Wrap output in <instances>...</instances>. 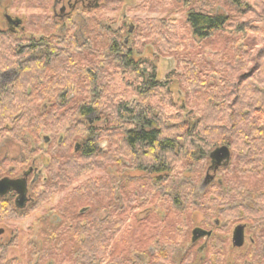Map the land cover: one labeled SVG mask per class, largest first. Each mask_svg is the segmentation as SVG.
Instances as JSON below:
<instances>
[{
    "label": "trees",
    "instance_id": "1",
    "mask_svg": "<svg viewBox=\"0 0 264 264\" xmlns=\"http://www.w3.org/2000/svg\"><path fill=\"white\" fill-rule=\"evenodd\" d=\"M187 1L192 2L193 8L187 18L189 38L208 41L216 35L227 36L231 41L226 48L232 55L217 52L210 55V61L206 57H179L183 73L178 80L186 96L181 106L172 101L169 83L157 81L155 66L133 60V49L125 46L122 30L114 33L105 28L111 33L94 35L97 64L89 67V71L87 67L73 71V66L67 67L68 62L49 68V72L40 65L27 66L21 68L14 84L0 88V140L5 134L26 145L27 135L37 139L41 133H54L57 117L64 120L66 131L72 134L80 122L70 120V115L67 119L66 114L59 116V109L84 88L90 98L84 100L87 104L81 103H85V108H79L72 118L93 111L103 113L107 127H113L111 132L107 127V131L101 129L108 133L109 153L93 146L96 133L90 129L92 137L85 141L84 151L76 154L80 161L61 163L59 176L53 174L46 185L47 194L58 193L73 178H78L85 170L82 164L89 159L98 158L102 164L120 167L124 160L130 159L138 170L159 175L156 187L167 193L168 203L179 216L184 217L194 208L206 212L210 221L215 218L249 225L254 231V250L264 254V28L259 26L264 22V0H228L231 8L228 14L206 11L209 5H202L206 10H199V3ZM249 16L248 21L238 20ZM98 29L103 33V25ZM153 36L162 53L176 55L180 51L181 39L174 26L154 21L141 24L139 41ZM107 68L133 74L141 100L132 104L115 102L108 92L112 80L108 79ZM47 99L52 102L44 103ZM45 106L49 109L42 111ZM223 146H228L232 154L229 166L219 172L225 177L200 191L191 174L208 164L210 154ZM112 185L117 189L120 183ZM104 187H99L100 190L92 185L87 187L81 199L91 200L105 194ZM61 222H50L49 231H45L50 235L48 241L57 245V249H62L64 243ZM122 228L123 224L112 222L110 217L79 224L75 228L79 246L73 264H146L136 255L124 259L114 254L113 243ZM215 246L216 236L209 250L216 249ZM170 249L158 246L155 250ZM263 258L264 255L262 264ZM41 261L38 258L35 264ZM147 264L154 263L150 260Z\"/></svg>",
    "mask_w": 264,
    "mask_h": 264
},
{
    "label": "rangeland",
    "instance_id": "2",
    "mask_svg": "<svg viewBox=\"0 0 264 264\" xmlns=\"http://www.w3.org/2000/svg\"><path fill=\"white\" fill-rule=\"evenodd\" d=\"M187 2L189 1L124 0L114 4L105 3L100 11L96 12L97 14L95 13L96 37L111 33L105 29H102L103 33L99 32V25H103V27L109 28L112 32L122 28L123 40L124 38L129 39L127 32L130 29L129 27L133 26L135 34L131 35L129 39L133 48V60L135 62L147 61L152 66H155L157 81L169 83L172 101L177 106H181L186 99L178 80V75L183 73L179 57H181L180 59L184 57H206L210 61V55L217 52H222L227 56L232 55L226 48L231 41L227 36L216 35L208 41L189 38L188 34L191 31L187 25V18L193 8L192 2ZM194 2L196 4L199 3V7L209 5L208 10L203 7L199 10H213L218 14H228L227 12L231 11V8L228 7V0H194ZM15 8L10 13L19 15L23 18L22 20L25 24V31L20 33L19 37L20 35L21 37L33 35L38 38L42 31L39 28L41 26L38 24V17H36L37 19L33 18L35 12L24 9L22 5ZM238 20L240 22L248 21L250 16L238 17ZM32 21L33 23L37 21V25L32 26L30 24ZM147 21L161 22L176 28L181 39V42L179 41L180 51L176 55L162 53L159 42L157 38L154 39V36L139 41L137 35L140 32L141 24ZM2 22L3 19L0 15V29L3 25ZM259 26L264 28V22ZM0 39L3 40V37H0ZM12 39L16 40L19 38ZM6 58L8 57L0 55V66L8 64ZM94 63L97 64L96 58H94ZM87 66L80 63L79 69H85ZM0 70L2 69L0 68ZM106 72L108 79L112 80V87L108 89V92L115 97V102L123 101L132 104L134 100H141V98L137 97L138 82L134 80L133 74H130V72L124 73L118 69L111 70L110 68H107ZM79 92L81 94L75 93L74 96L72 95L75 101L71 100L58 114L59 116L66 114V119L70 115V120L80 122L81 125L77 124L76 129L73 131V133H78V135L74 136L73 133L70 134L66 131L67 127L64 120H56L57 128L52 133L53 145L57 144L60 135L65 138V143L61 150V163L66 165L80 161L79 156L75 153L76 146L77 144L85 143L87 139L92 137V133H88L91 128L87 119L94 117V115L80 116L79 114L72 118L79 108H85L86 102L84 100L90 98L85 93L88 92L86 89L81 88ZM50 102L52 101L47 99L44 103L49 104ZM82 102L85 103L82 105ZM38 104L40 107L42 102ZM170 110L166 109V111ZM98 115L101 119L95 124V128L98 129L94 133L101 135V137H95L96 143L106 146L109 142L108 133L99 129L102 123L101 120L104 119V114L99 111ZM106 129L111 132L113 127H107ZM4 136L0 140V162L5 157L19 162L25 155L23 151L27 150L25 147L27 143L24 145L10 135L4 134ZM109 150L110 145L106 151H103L107 154ZM97 159H89L86 163H83L84 172L78 178L77 176L73 178L53 198L45 199L40 204L34 203L24 214H19L15 217H0V230L3 229L5 231L4 235L0 236V264H35L38 258L42 260L40 264H48L51 261L55 264H73L74 255L79 246L76 236L78 233L75 228L79 224L85 225L92 220L103 221L109 217L112 222L119 221L120 224H123L122 230L113 243L114 254L120 255L124 259L129 258L130 256L128 255H136L142 257L144 263L148 259L154 263L153 252L158 246L163 249L171 248L175 251H182L188 246H192V231L196 228L217 230L216 232L219 234L228 236L237 225L236 223L220 221L223 229H216L214 225L215 218H211L210 221L207 219L208 215L206 212L195 210L194 208L189 209L184 214V217H181L176 210L172 209L174 207L168 203L167 193L160 192V189L156 187L159 175L138 170L130 159L124 160L122 167L117 164H102V161ZM210 165L209 160L208 164L198 167L197 171L191 174V180L200 186L207 176ZM20 166L22 165L18 167ZM26 168L22 166L19 171L26 170ZM40 168L42 167L40 166ZM4 175L0 173V178ZM223 177L225 175L219 173L217 179H222ZM115 182L120 183L117 189L113 188L112 185ZM91 185L99 190V187L105 186L106 193H101L96 198L93 196V198H90L91 200H84L83 197L82 200L83 191ZM87 209L89 211L83 214L82 212ZM50 214H56V218L62 220V230L64 231L62 233L64 238L62 249H57V245L55 246V244L48 241L50 235L46 232L49 231ZM208 221H210L209 226L207 225ZM183 226L185 230H182ZM204 241H201L196 247L201 246ZM44 247L48 248V250L44 249ZM228 249L229 243L227 242L226 250Z\"/></svg>",
    "mask_w": 264,
    "mask_h": 264
},
{
    "label": "flooded vegetation",
    "instance_id": "3",
    "mask_svg": "<svg viewBox=\"0 0 264 264\" xmlns=\"http://www.w3.org/2000/svg\"><path fill=\"white\" fill-rule=\"evenodd\" d=\"M119 1L124 0H0V15L3 19L0 37H3L4 40L0 39V55L8 57L6 62L10 64L0 66L2 69L0 70V88L14 84L20 75L22 67L40 65L46 68V72H49V68L51 70V67L64 64V62H68V68L73 66V71L78 69L77 67L80 66V63L88 66L94 65L95 13L99 12L105 3L114 4ZM19 5H22L28 11H34L33 18L38 17V24L41 26L39 28L42 31L38 38L33 35L29 37H21L20 35L19 37V34L25 31L23 18L10 13L12 9ZM96 6L98 7L96 8ZM30 24L35 26L37 21L34 23L32 21ZM120 30L123 31L122 28ZM120 30L113 32L117 33ZM133 34L135 32L131 35ZM131 35L128 30L127 37L129 39ZM12 38L19 39L14 40ZM129 39L124 38V44L132 50ZM88 66L87 71L90 70ZM48 109L45 106L42 111H47ZM63 109H59L60 112ZM53 110L56 111L57 109ZM98 114V111L87 114L94 115V117L87 119L90 128L94 132L98 129L95 128V124L101 119ZM56 119L59 120V117ZM101 122L100 130L107 127L105 119L101 120ZM96 137H101V135L96 133ZM26 141L29 145L25 146L27 150L23 151L25 155L19 162L17 160H9L8 157H5L0 162V173L5 174L0 178V181L9 179L21 182L23 183L22 185L26 186L25 198H22L18 191L13 190L8 191L5 196H0V217H15L19 214H24L34 203L40 204L44 201L47 195H51L50 198L56 195L51 194V192L47 194L46 185L53 174L59 176L57 172L61 169V150L65 143L64 136L60 135L55 145H53L52 134L47 132L41 133L37 139L34 136L27 135ZM94 141L93 146H96V149L97 147L101 150L107 149L108 144L103 146L102 144H97L96 139ZM85 144H77L75 153H82ZM19 165L24 168L27 167L26 170H22V174H20L22 171H19L22 166L18 167ZM220 170L217 173L208 170L209 184L206 185L204 180L199 186V190L204 191L211 184L218 182L217 176ZM49 216L51 223L61 221L56 218V214H50ZM215 226L217 229H223L219 220L215 221ZM239 226L244 227V243L242 247H236L233 243L234 231ZM194 230L192 231L191 242ZM203 230L211 232L212 235L192 243V246H188L185 250H154V264H262L261 258L264 254L262 251L254 250L256 246L254 231L249 225L237 224L228 236H223V234L218 232L215 233L212 229ZM4 233L3 229L0 230V236L4 235ZM214 236H216V249L209 250ZM203 240L205 241L201 246L196 247ZM227 242L229 243L228 250H226ZM139 260L144 262L142 257H139ZM149 262L150 259H148L146 264Z\"/></svg>",
    "mask_w": 264,
    "mask_h": 264
},
{
    "label": "water",
    "instance_id": "4",
    "mask_svg": "<svg viewBox=\"0 0 264 264\" xmlns=\"http://www.w3.org/2000/svg\"><path fill=\"white\" fill-rule=\"evenodd\" d=\"M98 6H96L97 8ZM134 32L133 26L129 29V34L131 35ZM210 171L217 173L220 169L227 168L231 162L232 154L230 148L228 146H223L215 149L210 154ZM209 175L206 177L204 183L206 185L209 184ZM23 183L18 181H12L9 179H4L0 181V196H5L8 191H18L22 198H25L26 186L22 185ZM212 235L211 232H207L203 229H196L193 232L192 243H196L202 238L210 237ZM234 245L236 247H242L244 243V227L239 226L234 231Z\"/></svg>",
    "mask_w": 264,
    "mask_h": 264
}]
</instances>
